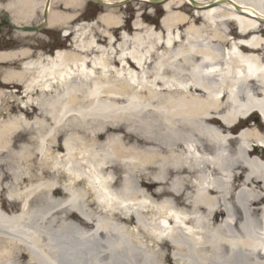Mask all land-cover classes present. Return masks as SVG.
Listing matches in <instances>:
<instances>
[{
    "label": "bare ground",
    "instance_id": "obj_1",
    "mask_svg": "<svg viewBox=\"0 0 264 264\" xmlns=\"http://www.w3.org/2000/svg\"><path fill=\"white\" fill-rule=\"evenodd\" d=\"M188 1L115 45L121 4L3 0L71 43L0 120V264H264V0Z\"/></svg>",
    "mask_w": 264,
    "mask_h": 264
},
{
    "label": "flooded vegetation",
    "instance_id": "obj_2",
    "mask_svg": "<svg viewBox=\"0 0 264 264\" xmlns=\"http://www.w3.org/2000/svg\"><path fill=\"white\" fill-rule=\"evenodd\" d=\"M3 4V0H0V105L5 107L1 109L4 115L10 114L13 111L10 106L24 97L21 94L25 81V75L21 71L23 64L40 55H53L56 48L66 47L67 42L59 41L60 34H56L43 21L32 24V27L41 26L39 32L24 34L17 30L9 13L1 9ZM126 18L130 20L131 16L126 15ZM128 23L126 21L123 26L126 30L129 29Z\"/></svg>",
    "mask_w": 264,
    "mask_h": 264
},
{
    "label": "rangeland",
    "instance_id": "obj_3",
    "mask_svg": "<svg viewBox=\"0 0 264 264\" xmlns=\"http://www.w3.org/2000/svg\"><path fill=\"white\" fill-rule=\"evenodd\" d=\"M121 11L124 12L125 16L126 15L131 16V20H133V22H134V20H136L139 17V21H140V23L143 24V26L152 27V28H155V30L159 29V26H158L159 21L164 16L163 15L164 12H163L160 5L153 6V5H148L146 3H141V2H136V1H133L131 4L126 5V7L121 8L120 12ZM181 11L183 12V14L185 13V15L187 13H190L191 15L194 14L193 8L189 4L184 6ZM104 13H108V11L106 9H104L103 7L101 8V7H98L96 5L87 3L86 4V10L83 13V16L81 17L82 18L81 23L92 22L95 20V15H97V14L102 15ZM183 27H185V26H183ZM94 31H96V30H94ZM130 31L133 32L132 29ZM128 33L130 34V32H128ZM93 35H94L95 39L103 40L102 38L99 37V35L96 32H94ZM115 35H116V33H115ZM233 37H234V35L232 34L231 38H233ZM99 44H100V41H99ZM101 44L103 45L104 43L101 42ZM13 107H14V111L10 115H16L17 114L16 111L18 110V106L13 105ZM10 115H8V116H10ZM8 118H10V117H8ZM256 119L258 120V117H255V116L252 118L250 117L249 122H247V125H251V124L255 125ZM37 159L41 160L40 158H37ZM166 264H169V260L166 261Z\"/></svg>",
    "mask_w": 264,
    "mask_h": 264
},
{
    "label": "water",
    "instance_id": "obj_4",
    "mask_svg": "<svg viewBox=\"0 0 264 264\" xmlns=\"http://www.w3.org/2000/svg\"><path fill=\"white\" fill-rule=\"evenodd\" d=\"M151 1L155 2L156 0H151Z\"/></svg>",
    "mask_w": 264,
    "mask_h": 264
}]
</instances>
